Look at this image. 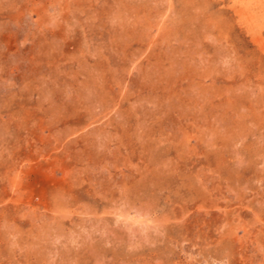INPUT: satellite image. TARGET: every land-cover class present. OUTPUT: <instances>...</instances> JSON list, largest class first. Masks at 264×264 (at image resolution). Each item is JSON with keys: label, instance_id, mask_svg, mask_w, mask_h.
I'll use <instances>...</instances> for the list:
<instances>
[{"label": "rangeland", "instance_id": "1", "mask_svg": "<svg viewBox=\"0 0 264 264\" xmlns=\"http://www.w3.org/2000/svg\"><path fill=\"white\" fill-rule=\"evenodd\" d=\"M0 264H264V0H0Z\"/></svg>", "mask_w": 264, "mask_h": 264}]
</instances>
